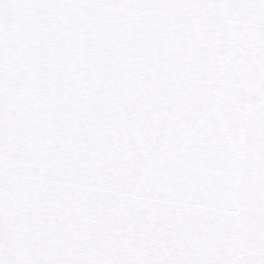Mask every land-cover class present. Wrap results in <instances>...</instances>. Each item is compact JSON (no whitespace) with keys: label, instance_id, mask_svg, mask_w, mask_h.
<instances>
[{"label":"snow or ice","instance_id":"obj_1","mask_svg":"<svg viewBox=\"0 0 264 264\" xmlns=\"http://www.w3.org/2000/svg\"><path fill=\"white\" fill-rule=\"evenodd\" d=\"M0 264H264V0H0Z\"/></svg>","mask_w":264,"mask_h":264}]
</instances>
